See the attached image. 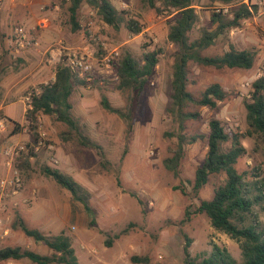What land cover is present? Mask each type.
<instances>
[{
  "label": "rangeland",
  "instance_id": "rangeland-1",
  "mask_svg": "<svg viewBox=\"0 0 264 264\" xmlns=\"http://www.w3.org/2000/svg\"><path fill=\"white\" fill-rule=\"evenodd\" d=\"M110 2L123 13L125 22L133 20L138 24L139 34L130 32L125 22L117 30L106 25L85 4L78 12L80 28L73 32L68 23L67 3L0 0V178L6 173L8 157L4 150L22 147L12 165L23 179L20 195L8 199L1 214L0 249L20 247L40 255L51 254L43 243L23 234L18 226L21 219L28 228L44 236L66 235L79 264H135L130 260L132 256L148 259L147 263L136 264H184V235L191 241V257L207 256L215 244L242 264L238 243L214 230L204 214L192 213L188 221H181L186 211L193 212L200 200L210 199L225 180L224 173L212 175L197 193L192 191L195 170L206 155L211 119L219 120L229 135L240 136L245 154L235 168L246 173L252 198L264 195V136L249 129L243 105L252 83L264 76V4L257 6L252 17L217 36L213 45L203 51L204 55H222L229 45L238 51H252L255 59L250 69L190 64L189 90L193 94L217 83L228 96L214 109L190 107L199 113V118L186 121L183 133L202 139L187 147L179 175L174 177L163 161L171 156L177 143L170 136L176 133L177 124L167 112L175 49L167 40V33L177 12H167L159 4L156 11L140 0ZM192 6L198 21L189 33L190 40L199 38L202 30L216 29L217 24L210 21L214 8H228L227 17L231 18L236 4L192 0ZM20 26L25 28L27 39L37 41L38 46L25 45L15 51L14 32ZM45 29L53 31L52 39L42 40ZM38 48L40 52L35 51ZM153 50L160 53L158 64L132 109L129 93L116 89V67L126 53L141 63L142 55ZM70 52L87 55L93 65L91 80H84V86L76 87L69 99L78 131L70 130L54 116L38 114L33 122L27 120L31 91L52 81L56 66ZM103 97L125 118L104 109ZM12 103L20 110L10 114L9 119L2 108ZM15 123L20 127L17 134ZM78 135L99 145L104 158L98 150L79 144ZM229 146V142L223 144L224 149ZM44 165L58 169L88 190L93 225L82 205L42 174ZM248 220L264 226V198L253 204ZM0 264L32 263L5 260Z\"/></svg>",
  "mask_w": 264,
  "mask_h": 264
},
{
  "label": "trees",
  "instance_id": "trees-1",
  "mask_svg": "<svg viewBox=\"0 0 264 264\" xmlns=\"http://www.w3.org/2000/svg\"><path fill=\"white\" fill-rule=\"evenodd\" d=\"M140 1L156 11H159L157 7L159 4L167 12L171 10L177 12V17L170 24L167 33V40L175 48L172 55L171 101L167 112L177 124L176 133L170 134L176 138L177 143L171 156L164 159L163 165L174 177H178L180 162L187 147L202 139L198 135L188 136L183 133L186 121L199 118V113L190 110V107L214 109L228 96V93L217 83L208 85L198 95L193 94L189 90L191 85L189 66L194 63L214 69H250L255 59V53L252 51H238L231 45L222 55H204L203 51L212 46L217 36L225 30L234 28L239 25L241 20L252 17L257 6L247 5L243 3V0H220L228 6L236 4V7L231 10V18L227 17V13L212 11L210 21L217 24L216 29L214 31L202 30L199 38L190 40L189 33L198 21L192 0ZM60 2L67 3L68 23L73 32L80 28L78 12L83 4L94 9L106 25L116 30L125 22L123 13L118 12L110 0H60ZM125 26L134 34L141 32L140 27L133 20L126 21ZM159 54L158 50L146 52L142 55L140 63L129 53H126L116 67L118 81L116 89L129 93V106L132 109L141 98L146 82L158 64ZM84 84V80L76 77L65 62H60L56 66L53 80L39 85V92L31 97L26 119L33 122L38 114L54 116L57 121L77 132L78 123L72 115V105L69 99L75 88L84 86ZM101 105L107 111L115 113L121 118L126 116L121 110L111 107L104 97L101 100ZM243 105L249 129L264 136V76L252 83L249 98L243 101ZM208 127L207 151L203 162L195 170L192 191L197 193L207 184L212 175L224 173L225 180L214 190L210 199L200 200L193 212L186 211L181 222L188 221L192 213L204 214L214 230L227 235L238 243L242 264H264V226L257 221L248 220L253 204L257 200H262L264 195L252 198L250 195L251 183L247 181L246 173H239L235 168L237 160L245 154V149L240 143V136L237 134L231 136L226 133L217 119L209 120ZM19 132L20 127L15 123L14 134ZM78 136L79 144L98 150L103 157L99 145L87 137ZM227 142L230 143V146L224 149L223 144ZM41 172L68 191L72 199L82 205L91 219L90 225H93L94 211L90 204L88 190L72 177L48 165H44ZM131 196L136 197L134 193H131ZM18 226L26 237L36 243H43L51 251V254L40 255L20 247H5L0 249V261L28 260L32 264H79L69 238L63 233L56 236H44L38 230L28 228L21 219H18ZM184 239L185 243L182 248L184 264H237L225 248L215 244L211 246V251L207 256L191 257L189 252L191 241L186 235H184ZM130 260L135 264L148 262L146 257L132 256Z\"/></svg>",
  "mask_w": 264,
  "mask_h": 264
},
{
  "label": "built area",
  "instance_id": "built-area-1",
  "mask_svg": "<svg viewBox=\"0 0 264 264\" xmlns=\"http://www.w3.org/2000/svg\"><path fill=\"white\" fill-rule=\"evenodd\" d=\"M243 3L247 5L261 6L264 4V0H243ZM122 6H125L122 4ZM216 13H227L228 8H214ZM14 45L16 46L15 51L18 52L19 48L24 47L25 45L38 46V42L33 39H27V32L23 26L17 27L14 32ZM65 64L72 70L76 77L90 81L92 78V61L87 55H80L75 52L67 53L64 58ZM39 90L35 89L31 91L29 98V103L31 97L36 95ZM3 126V124H1ZM41 143H39L40 145ZM39 145L35 147L34 150H38ZM22 147L18 149L6 148L4 150L6 157H8L5 162L6 173L3 177L0 178V225L2 224L1 214L4 212L6 207V201L8 199H15L18 197L23 189V179L21 173L12 165V160L14 156H17Z\"/></svg>",
  "mask_w": 264,
  "mask_h": 264
},
{
  "label": "crops",
  "instance_id": "crops-1",
  "mask_svg": "<svg viewBox=\"0 0 264 264\" xmlns=\"http://www.w3.org/2000/svg\"><path fill=\"white\" fill-rule=\"evenodd\" d=\"M43 36H44L45 38H43ZM53 37H54V34H53V31H51V29H45V31L41 33V38H42V40H43V39H44V40H48L47 38L52 39ZM35 51H36V52H40V49L38 48V49H36ZM34 71H36V69H35ZM33 73H35V72H33ZM36 74H37V73H36ZM2 109H3L4 112H5L4 114H5L6 116H8L9 119L11 118V117H9L10 114H12V113H16V111H19V110H20L18 107L14 106L13 103H12V104H9V105H6V106L3 107Z\"/></svg>",
  "mask_w": 264,
  "mask_h": 264
}]
</instances>
